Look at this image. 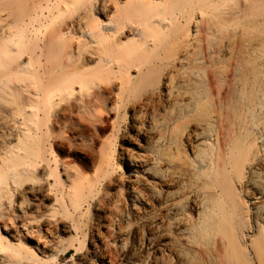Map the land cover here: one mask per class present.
Masks as SVG:
<instances>
[{
    "label": "bare ground",
    "instance_id": "bare-ground-1",
    "mask_svg": "<svg viewBox=\"0 0 264 264\" xmlns=\"http://www.w3.org/2000/svg\"><path fill=\"white\" fill-rule=\"evenodd\" d=\"M71 250L264 264V0H0V264Z\"/></svg>",
    "mask_w": 264,
    "mask_h": 264
},
{
    "label": "rangeland",
    "instance_id": "rangeland-1",
    "mask_svg": "<svg viewBox=\"0 0 264 264\" xmlns=\"http://www.w3.org/2000/svg\"><path fill=\"white\" fill-rule=\"evenodd\" d=\"M61 135L63 136V139L60 142H62L66 148L63 150L64 154L60 156V159L70 161L73 159V156L68 154L69 148H67V145H69L68 143H75L77 137L74 136L70 131L61 132ZM71 253H73V250H71L67 257L60 261L59 264H67L69 258L71 257Z\"/></svg>",
    "mask_w": 264,
    "mask_h": 264
}]
</instances>
